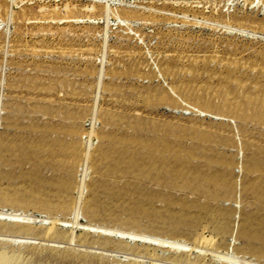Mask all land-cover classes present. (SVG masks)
<instances>
[{"label": "rangeland", "instance_id": "374dc122", "mask_svg": "<svg viewBox=\"0 0 264 264\" xmlns=\"http://www.w3.org/2000/svg\"><path fill=\"white\" fill-rule=\"evenodd\" d=\"M1 210L73 232L20 264H264V0H0Z\"/></svg>", "mask_w": 264, "mask_h": 264}, {"label": "bare ground", "instance_id": "6f19581e", "mask_svg": "<svg viewBox=\"0 0 264 264\" xmlns=\"http://www.w3.org/2000/svg\"><path fill=\"white\" fill-rule=\"evenodd\" d=\"M201 114H203V113H201ZM187 115V114H186ZM89 141V140H88ZM87 141V142H88ZM89 145V144H88ZM89 148V147H88ZM88 148H87V150H88ZM79 186V185H78ZM5 200H7V198H5ZM76 202V201H75ZM3 209V208H2ZM74 209V208H73ZM21 211V210H20ZM89 212H94V211H90L89 210ZM25 213V212H24ZM24 213H21V212H17L16 210H13V211H10V212H4L3 210H1L0 211V236L2 237V238H6V240H4V239H2V240H0V264H20V262H21V260L22 259H27V261L29 262L30 260L29 259H36V258H38L39 257V255L38 254H40L39 252L38 253H36L35 254V252L33 251V249H32V251H26V252H20L19 250L18 251H14L15 250V248H11V246L14 244V243H31L32 244V242H34L35 243V241L33 240V241H31L32 239H35L36 240V238H38L40 241L42 240V242H47V241H55V243H56V239H59V240H62L64 243H66V244H68V246H69V244L70 243H72V240H73V232H71V231H68V230H66V229H63L64 227L66 228V226L64 225L65 224V220L63 219V220H57V219H55V218H53L54 220H56L55 222H56V224L54 223V225H52V226H46L45 224H46V221L44 222V221H42L41 220V222L39 223V225H38V227H35L34 225H32V223L35 221H32L33 219H31V218H33V217H30V216H28L26 213L24 214ZM93 215H95V213H92ZM97 214V213H96ZM76 218V217H75ZM46 219V218H45ZM52 219V218H51ZM37 220V219H36ZM40 221V220H39ZM38 221V222H39ZM52 221V220H51ZM55 225H57L58 227H56ZM88 226V225H87ZM91 226V225H90ZM90 228V227H89ZM91 228H92V226H91ZM94 228H96V229H103V230H109V231H111V233L112 232H114L115 233V231H117L118 229H110V228H105L104 229V227H101V226H93V230H91V229H89L88 231H86V232H84V233H92V234H95V235H97L98 236V238L97 239H95V237H94V239H91V237H90V240L89 241H87V238H85V236L83 235V236H81L80 238H82V239H84L85 241V243H88V245H86V247L88 246V248H90V247H93V248H95L94 246H90V245H103V246H105V245H111V247H115V248H117L118 246H120L121 245V242H123L124 241V239H122L121 237H119V238H121V239H119L118 241H116V242H114L113 240H114V237H113V235L111 234V233H105L104 234V232L102 233V232H98V231H95L94 230ZM118 231H122V230H118ZM117 233V232H116ZM120 233V232H119ZM123 233V232H122ZM124 234V233H123ZM122 234V235H123ZM94 235V236H95ZM125 235V234H124ZM123 235V236H124ZM136 235H138L137 236V238L138 237H141V235L140 234H135V236ZM93 236V235H92ZM121 236V235H120ZM87 237V236H86ZM146 238L147 237H150V238H154V239H156V237H152V235L151 236H145ZM77 238H79V237H77ZM77 238H76V240H77ZM143 238V237H142ZM145 238V239H146ZM31 239V240H30ZM28 240H30V241H28ZM39 240H37V241H39ZM44 240V241H43ZM59 240H58V242H59ZM123 240V241H122ZM204 240V239H203ZM39 241V242H40ZM74 242H75V240H74ZM74 242L72 243V244H74ZM84 242H83V245H84ZM128 242V241H127ZM149 242H151L150 240H149ZM205 242V241H204ZM62 243V242H61ZM63 243V244H64ZM78 243V242H77ZM80 243H82V242H80ZM79 243V244H80ZM154 243V242H153ZM36 244V243H35ZM43 243H41L40 244V246L42 245ZM48 244V243H47ZM79 244L77 245V246H79ZM143 244V243H142ZM21 245V244H20ZM38 245V244H37ZM36 245V246H37ZM55 245V244H54ZM83 245H82V247H83ZM39 246V245H38ZM44 246V245H43ZM45 246H47V245H45ZM70 246H72V245H70ZM81 246V245H80ZM85 246V245H84ZM159 246V245H158ZM178 245H176V247H177ZM179 246H180V244H179ZM14 247H15V244H14ZM42 247V246H41ZM41 247H35L36 248V251H37V248L38 249H40ZM48 247H50L49 246V244H48ZM47 247V248H48ZM51 247H53V246H51ZM56 246H54L53 248H55ZM67 246H65L64 248H66ZM102 247V246H101ZM100 247V248H101ZM172 248L174 251H176L177 253L178 252H185V251H187V249H185L184 247V249L182 248V245H181V247H178V248ZM32 248V247H31ZM34 248V247H33ZM67 248H69V247H67ZM67 248H66V250H67ZM88 248H86V249H88ZM93 248H92V250H93ZM97 248V247H96ZM99 248V247H98ZM122 248V247H121ZM180 248H182V249H180ZM19 249V248H18ZM21 249V248H20ZM27 249V248H26ZM29 249V248H28ZM43 249V248H42ZM55 249H57V247L55 248ZM70 250H71V247L69 248ZM85 249V250H86ZM119 249V248H118ZM134 250H135V248H133ZM139 249H141V248H139ZM192 249V248H191ZM194 249V248H193ZM41 250V249H40ZM44 250V249H43ZM50 251V249H46V250H44V252L45 251ZM72 253L73 252H76L75 250H77V249H73L72 248ZM90 250V249H89ZM129 250V249H128ZM133 250V251H134ZM137 251H138V253H142V252H139V250H138V248L136 249ZM136 250H135V252H136ZM142 250V249H141ZM143 250H144V248H143ZM148 249H146L145 250V252L147 251ZM55 251H57V250H55ZM60 251V250H59ZM65 251V250H64ZM106 251V250H105ZM119 251V250H118ZM52 252V251H51ZM60 252H62V251H60ZM82 252V251H81ZM58 253V252H57ZM63 253V252H62ZM69 253V252H68ZM77 253V252H76ZM88 253L89 252H87L86 254L88 255ZM137 253V252H136ZM143 253H144V251H143ZM42 254H43V252H42ZM54 255H56L55 253H53ZM67 254V253H66ZM66 254H65V256H66ZM85 254V253H84ZM85 254V255H86ZM104 254V253H103ZM148 254V253H147ZM151 254V253H150ZM49 255V254H48ZM53 255V256H54ZM59 255V254H58ZM63 255H64V253H63ZM62 255V256H63ZM70 255V254H69ZM72 255V254H71ZM79 255V254H78ZM80 255H82V253L80 254ZM86 255V256H87ZM138 255V254H137ZM145 255V254H144ZM155 255V254H154ZM52 256V257H53ZM60 256V255H59ZM85 256V257H86ZM156 256H158V255H156ZM182 256V255H181ZM68 257V256H67ZM72 257V256H71ZM74 257V256H73ZM72 257V258H73ZM83 257V256H82ZM84 257V258H85ZM94 257V256H93ZM93 257H90V258H93ZM153 257V256H152ZM51 258V257H50ZM55 258V257H54ZM61 258V257H60ZM66 258V257H65ZM75 258V257H74ZM73 258V259H74ZM78 258H81V257H79L78 256ZM86 258H88V257H86ZM89 258V259H90ZM150 258H151V256H150ZM24 259V260H25ZM62 259V258H61ZM71 259V258H70ZM95 259V258H94ZM98 259V258H97ZM141 259V258H140ZM148 259V258H147ZM152 259V258H151ZM158 259V258H157ZM160 259V258H159ZM172 261H177V262H184L185 260H188V258L187 257H175V255H173L171 258H170ZM169 259V260H170ZM57 260V259H56ZM91 260V259H90ZM89 260V261H90ZM150 260V259H149ZM154 260H156V259H154ZM102 261V260H101ZM152 261V260H151ZM157 261V260H156ZM155 261V262H156ZM23 262H25V261H23ZM23 262L21 263V264H23ZM27 262V263H28ZM100 262V261H99ZM191 262V261H190ZM26 263V262H25ZM36 263H37V261H36ZM41 263V262H40ZM192 263V262H191ZM29 264H31V263H29ZM42 264H43V262H42ZM45 264V263H44ZM168 264V263H167ZM201 264V263H200Z\"/></svg>", "mask_w": 264, "mask_h": 264}]
</instances>
